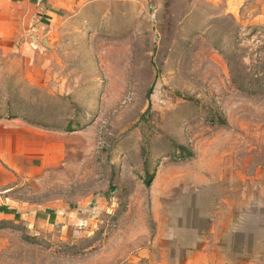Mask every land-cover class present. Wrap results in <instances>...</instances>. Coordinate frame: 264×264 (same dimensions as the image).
Listing matches in <instances>:
<instances>
[{
  "label": "rangeland",
  "instance_id": "rangeland-1",
  "mask_svg": "<svg viewBox=\"0 0 264 264\" xmlns=\"http://www.w3.org/2000/svg\"><path fill=\"white\" fill-rule=\"evenodd\" d=\"M87 3L0 51V264H264V0Z\"/></svg>",
  "mask_w": 264,
  "mask_h": 264
},
{
  "label": "crops",
  "instance_id": "crops-1",
  "mask_svg": "<svg viewBox=\"0 0 264 264\" xmlns=\"http://www.w3.org/2000/svg\"><path fill=\"white\" fill-rule=\"evenodd\" d=\"M237 1L238 3L244 1L248 5V1L257 0ZM87 2L88 0H45L37 7L33 0H0V51L7 55L18 54L22 57L20 63L22 70L26 69L30 62L33 66L40 55L49 56L48 58H51L48 60L49 72L56 63L59 47V36L53 27H56L63 18L75 15ZM254 19L257 22L261 18ZM40 63L43 67L42 72L46 73V65ZM194 254L199 259L197 253ZM196 258L193 257V264H197Z\"/></svg>",
  "mask_w": 264,
  "mask_h": 264
},
{
  "label": "trees",
  "instance_id": "trees-1",
  "mask_svg": "<svg viewBox=\"0 0 264 264\" xmlns=\"http://www.w3.org/2000/svg\"><path fill=\"white\" fill-rule=\"evenodd\" d=\"M151 88L147 91V99H149V96L151 94ZM19 113H12L9 109H7V111L4 113V115H6L7 117H11V118H17ZM4 116V117H6ZM2 117V116H1ZM26 120L27 123L31 124V125H35V126H42V127H47V128H50L52 127L50 124H46L47 120H49L50 118L43 115L41 118L40 117H37V118H34V119H31V120H27L26 118H24ZM215 121V120H214ZM217 122H221V123H224V119L219 117L216 119ZM72 123H75V126L78 125L77 122H67L66 126L64 127V129L66 131H70L71 129H73L74 125H72ZM44 124V125H42ZM187 149L184 148V147H180L179 148V151H180V154H181V157H184L186 156V159L190 158L191 157V154L189 151H186ZM182 153H185L186 155H182ZM180 154H179V157H180ZM148 175V178L146 180H144L145 184L146 185H149L150 184V181H151V178H153V174H146ZM110 191H113L115 188L113 186H110L109 187ZM4 224L0 223V228L1 226L3 227ZM74 249V247H73Z\"/></svg>",
  "mask_w": 264,
  "mask_h": 264
},
{
  "label": "built area",
  "instance_id": "built-area-1",
  "mask_svg": "<svg viewBox=\"0 0 264 264\" xmlns=\"http://www.w3.org/2000/svg\"><path fill=\"white\" fill-rule=\"evenodd\" d=\"M33 1L37 7H40L44 3L45 0H33Z\"/></svg>",
  "mask_w": 264,
  "mask_h": 264
}]
</instances>
